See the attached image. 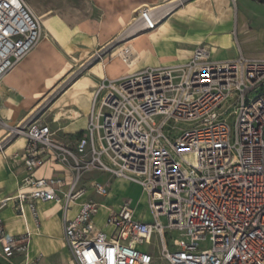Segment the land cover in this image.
<instances>
[{"label":"built area","instance_id":"obj_1","mask_svg":"<svg viewBox=\"0 0 264 264\" xmlns=\"http://www.w3.org/2000/svg\"><path fill=\"white\" fill-rule=\"evenodd\" d=\"M163 18L144 7L132 23L141 21L137 32L147 31ZM40 37V21L24 0H0V81ZM223 101L234 102L232 124L216 113ZM182 122L197 126L170 138L169 125ZM2 128L0 155L24 140L21 152L10 154L24 174L3 203L14 200L19 216L28 211L38 226L37 204L61 200L70 264H264V58L215 60L197 44L185 62L101 78L73 147L30 115L13 126L0 117ZM46 163L70 180L57 170L37 176ZM92 171L138 184L151 219L137 218L124 197L98 227L104 204L85 198L88 188L80 185ZM89 189L109 194L106 182L94 180ZM72 205L77 212L70 216ZM30 239L27 228L10 234L0 221V260L34 264L26 257ZM144 243L159 253L140 250Z\"/></svg>","mask_w":264,"mask_h":264},{"label":"crops","instance_id":"obj_2","mask_svg":"<svg viewBox=\"0 0 264 264\" xmlns=\"http://www.w3.org/2000/svg\"><path fill=\"white\" fill-rule=\"evenodd\" d=\"M165 2L166 0L156 3ZM215 9L220 11V18L211 21L197 16L193 17L183 10L170 12L164 16L154 29L136 36V42L131 44L136 46L139 51L137 64L139 62L140 68H143L182 63L189 59L192 49L197 44L207 46L210 49L211 58L215 60L235 58L240 54L248 58H264V3H260L258 0H235L231 5L227 0H223L218 3ZM177 28L182 31V35L185 34L182 37H176L175 49L177 51L165 53L159 50L158 44ZM180 53L181 55H179ZM30 66V58H23L0 81V117L9 126L18 124L26 116H29L33 111L37 95H40L36 91L30 92V88L27 86V73ZM98 75L100 76L98 82L104 77L112 78V66H105V70L98 72ZM96 84L94 81L81 82L71 98L68 111L71 112L74 120L61 127L63 134L59 137L69 147H73L83 133L74 138L73 135L85 130L91 97ZM30 110L31 112H29ZM27 112L29 113L26 114ZM2 131L4 132L3 128L0 129L1 133H3ZM23 145L22 138L15 139L6 147L8 155L5 157L0 155V221L10 234L23 233L26 228L31 232L26 254L28 261H32L34 264H70V254L63 239L61 200L37 204L38 226L28 211L25 218L19 216L14 200L9 199L3 203V200L16 193L18 183L24 174L21 162L10 155L15 151L21 152ZM54 170H57L55 172L59 176L66 177L67 182L70 180V173L63 172L59 165L50 163L40 167L36 175L50 176ZM95 172L100 174L99 178L88 179L89 176L84 175L80 185L88 188L85 198L91 199L94 194L89 189L92 181L106 182L109 185V194L106 197H100L104 207L100 209V216L98 213L95 218L97 226L103 228L104 218L108 212L107 208L112 209V176L105 173L107 177L103 180L100 176L104 172ZM114 180L118 182L122 179ZM76 212L77 206L72 205L69 215L73 216ZM135 216L144 221L150 220L144 219L136 213ZM54 219L57 223L56 229L52 227ZM22 259L23 256H18L14 258V262L18 263Z\"/></svg>","mask_w":264,"mask_h":264},{"label":"rangeland","instance_id":"obj_3","mask_svg":"<svg viewBox=\"0 0 264 264\" xmlns=\"http://www.w3.org/2000/svg\"><path fill=\"white\" fill-rule=\"evenodd\" d=\"M24 1L41 24L39 42L24 57V59L30 58L31 63L27 73V86L30 92L40 93L37 95L33 111L29 112L34 121L49 125L54 138L59 141L61 140L59 137L63 134L61 127L74 120L71 112L68 111V106L81 82L94 81L98 84L100 78L98 72L105 70V66L109 65L112 66V78L140 69L139 62L138 64L136 62L132 68H128L119 59L118 52L134 44L135 37L146 32H137L139 29L134 24L138 22L137 20L132 23L138 13L144 7L152 8L163 4L156 3L163 0ZM169 1L166 0L165 3ZM222 1L182 0L171 12L183 10L186 14L206 21L217 20L220 18V11L215 8ZM227 1L231 5L234 3L233 0ZM181 32L177 28L170 33L171 35H166L158 44L159 50L165 53L177 51L176 37L185 35ZM104 76L107 75L104 74ZM233 103V101H223L216 110L218 116L224 118L229 124L233 122ZM196 126V122L171 123L170 138L177 137L185 130ZM82 133L83 131H80L73 135V138ZM84 175L89 176L88 179H90L99 178L100 174L92 171ZM102 175L101 179L105 180L107 175L105 173ZM114 179L116 178L112 177V208H115L119 200L125 197L132 202L137 215H141L144 219H151L146 196L136 183L123 179L115 182ZM91 197L102 201L97 195L93 194ZM98 215L100 216V213ZM161 221L164 223V219ZM52 227L57 228L56 219L52 221ZM138 248L143 251L150 250L153 255L159 253V249H151V245L146 243L139 245ZM0 264L6 263L0 260Z\"/></svg>","mask_w":264,"mask_h":264},{"label":"bare ground","instance_id":"obj_4","mask_svg":"<svg viewBox=\"0 0 264 264\" xmlns=\"http://www.w3.org/2000/svg\"><path fill=\"white\" fill-rule=\"evenodd\" d=\"M177 2H178V0H171V1L167 2V3H165V4L163 3V4H160L159 6L152 7L151 8L152 17L155 20H158V18H160L162 16L168 15V13L170 12V10L174 7L173 4L174 3L177 4ZM137 21H138L137 23H134V24H136V28L142 29L143 24L141 23V21H139V20H137ZM125 49L127 51V54H125V52H124ZM124 54L125 55H129V60H128V63L126 64V66L128 68H132L134 66V64L138 61V58H139V55H138L139 54V51H138V49L136 48V46H133V45L130 44L129 47H125L123 49H120V51L118 52V55L120 56L119 59H122V57L124 56ZM3 133L0 134V136H2ZM136 185L139 188L138 184H136Z\"/></svg>","mask_w":264,"mask_h":264},{"label":"water","instance_id":"obj_5","mask_svg":"<svg viewBox=\"0 0 264 264\" xmlns=\"http://www.w3.org/2000/svg\"><path fill=\"white\" fill-rule=\"evenodd\" d=\"M260 3H264V0H258Z\"/></svg>","mask_w":264,"mask_h":264}]
</instances>
